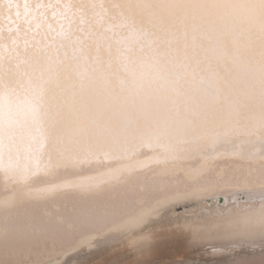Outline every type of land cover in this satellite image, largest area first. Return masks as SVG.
Returning <instances> with one entry per match:
<instances>
[{
	"label": "snow or ice",
	"instance_id": "1",
	"mask_svg": "<svg viewBox=\"0 0 264 264\" xmlns=\"http://www.w3.org/2000/svg\"><path fill=\"white\" fill-rule=\"evenodd\" d=\"M221 186L213 224L164 226ZM204 229L264 253V0H0L5 256L174 264Z\"/></svg>",
	"mask_w": 264,
	"mask_h": 264
},
{
	"label": "rangeland",
	"instance_id": "2",
	"mask_svg": "<svg viewBox=\"0 0 264 264\" xmlns=\"http://www.w3.org/2000/svg\"><path fill=\"white\" fill-rule=\"evenodd\" d=\"M228 204H230V205H228ZM218 207L220 210L225 209V207L226 208H232L233 203L228 202L226 205H224L223 203H220L216 206L215 202H206L205 201V202H201V203L198 202V203H194V204L175 206L174 208L169 209L165 213L164 226L166 228L175 229L177 225H184V224H190L192 226L194 225V226H200V227L203 225H211L214 223L212 217L205 216L203 213L205 211H208L211 213H216L217 211H219ZM212 210L214 212H212ZM194 215H195V217H194ZM203 218L205 221L203 220ZM198 219H200L201 221ZM194 242H196V241H195L194 237H192V234L190 231H188V230H185L183 232L176 231L173 234V237H172V240L170 243V250L166 255V259L173 261L174 264H180L181 261H183V264H226V263L228 264L232 260H233L232 262H235L237 260H238V262H240L239 260L244 259L243 261H245V262L247 261L246 264H248L249 259H247V258L252 257V256L247 257L249 254H252L250 250H244L243 252H241V251L237 252L238 253V254L236 253L237 256H235V254H234V255H231L229 257H225V258L223 257V259L222 258L216 259L215 256L212 255L213 249L208 250V254L206 255L203 253V251L200 249L199 246H196V245L193 246L194 244H196ZM188 243L192 244V246H189ZM117 247H119V246L117 245ZM247 252H248V255H247ZM111 253H112V249L107 248V247H100V248H98L94 251H91V252H89L87 249H85L81 253L77 254L75 256V259L77 261V264H105V262H108L111 259H113ZM210 255H212V256H210ZM245 255H247V256H245ZM241 256H243L244 258ZM236 257L239 259H236ZM245 257H247L246 260H245ZM261 257H263V256H261ZM250 259H252V258H250ZM222 260H225V261L222 262ZM214 261H215V263H214ZM219 261H221V262H219ZM253 261H255V263H256L255 258H254V260L252 259V261H251L252 264H254ZM245 262H242V264H245ZM235 263H237V262H235Z\"/></svg>",
	"mask_w": 264,
	"mask_h": 264
},
{
	"label": "bare ground",
	"instance_id": "3",
	"mask_svg": "<svg viewBox=\"0 0 264 264\" xmlns=\"http://www.w3.org/2000/svg\"><path fill=\"white\" fill-rule=\"evenodd\" d=\"M242 194L237 191L236 189L234 188H228V187H225V186H221L219 187L218 189H216L215 191H210V192H206V193H203L202 195L198 196V197H195L193 199H189V200H183V201H180L179 203L175 204L174 206H171L169 209H172L174 208L175 206H182V205H186V204H194V203H198V202H215L216 203V206L220 203H223L224 205H226L228 202L230 203H233V200L234 199H239V197L241 196ZM230 205V204H228ZM227 205V206H228ZM200 207V206H199ZM213 207V206H212ZM222 208V207H221ZM226 208V207H225ZM217 209V208H216ZM203 210V209H202ZM206 210V209H205ZM218 210L219 207H218ZM222 210V209H221ZM187 212V211H186ZM212 212H214L212 210ZM203 213V212H202ZM180 215V214H179ZM178 216V215H177ZM193 217V216H192ZM195 217V215H194ZM203 217V216H202ZM209 217V216H208ZM185 219V218H184ZM200 220V219H198ZM204 220V218H203ZM207 220V219H206ZM209 220V219H208ZM201 221V220H200ZM205 221V220H204ZM196 222V221H195ZM198 223V222H197ZM192 224V223H191ZM185 225V224H184ZM194 226V225H193ZM195 228H199L200 226H194ZM191 232V231H190ZM192 234V237H194L195 241L193 246H199L200 249L203 251L204 254H208V250L210 249H213V253L212 255L215 256L216 259H223V257H229L231 255H236L237 252L241 251L243 252L244 250H250L252 254H249L248 255V252H247V257L249 256H252V257H245V260L246 258L249 259L248 260V264L251 263L252 259L256 260V263L255 261L254 264H262V262H264V253H262L261 251V248L259 246V244H257L255 247H248V246H244V247H233L228 241L224 240L223 238L217 236V235H214L212 233H210L207 229H204L203 231L200 232L199 235H195L193 232H191ZM189 244V243H188ZM189 246H192V244H189ZM240 252V253H241ZM246 253V252H245ZM238 254V253H237ZM210 255V256H212ZM239 256V255H238ZM263 256V257H261ZM240 257V256H239ZM243 257V256H241ZM260 257V258H259ZM44 259L46 258L45 256H41V257H33V259ZM235 258V257H234ZM244 258V257H243ZM252 258V259H250ZM21 259V257H9V256H5L4 252H3V249L0 248V264H4L5 261H10L11 264H15V261L16 260H19ZM236 259H239L236 257ZM241 259V258H240ZM214 260V259H213ZM212 260V261H213ZM227 260V259H226ZM230 260V259H229ZM244 259L242 260H239L240 262L235 261V262H230L228 264H242V262H245L243 261ZM216 261V260H215ZM214 261V263H215ZM225 260H222V262H224ZM228 261V260H227ZM250 261V262H249ZM218 262V261H217ZM221 262V261H219ZM229 262V261H228ZM247 263V261L245 262V264ZM227 264V263H226ZM252 264V263H251Z\"/></svg>",
	"mask_w": 264,
	"mask_h": 264
}]
</instances>
